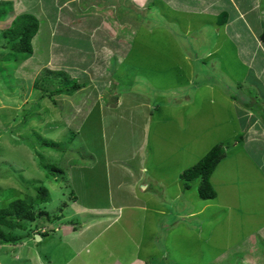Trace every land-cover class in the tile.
I'll return each mask as SVG.
<instances>
[{"label": "rangeland", "instance_id": "1", "mask_svg": "<svg viewBox=\"0 0 264 264\" xmlns=\"http://www.w3.org/2000/svg\"><path fill=\"white\" fill-rule=\"evenodd\" d=\"M68 1L0 0V208L18 198L33 200L42 187L49 192L42 209L33 206L35 218L20 221L27 229L0 226L19 239L11 245L0 240V264H106L107 260L115 264L120 253L124 264H240L241 257L233 256L237 249L226 252V260H217L240 238L242 228L245 235L256 233L255 243L263 250L264 44L254 41L241 19L235 22V37L233 23L229 24L235 12L227 0H222V7L229 11L221 19L227 18L228 24L222 26L209 11L189 12L206 9L212 0H193L192 6L180 0L186 6L174 4L179 9L168 0H159L158 9L157 5L148 9V0H89V5ZM99 3L102 9L109 7L98 9L101 16L93 7ZM250 5L246 0L242 8ZM24 12L36 15L41 27L32 40V54L18 57L1 47L6 42L2 35ZM257 13L246 14L255 26ZM123 20L135 34L124 32L119 24ZM132 35L136 39L126 43L124 37L131 40ZM119 44L131 49L129 64L141 70L137 83L147 88L155 104L151 125L162 137L149 145L145 156L146 166L158 168L155 176L161 184L150 183L148 189L140 185L135 194L125 188V204L118 208L112 204L108 214L103 202L93 204L100 210H91L70 201L66 179L58 176L55 181L52 178L59 172L50 170L92 166L86 158L70 167L73 154L68 151L84 147L85 153L78 154L86 156L87 136L103 131L94 119L86 120L85 115L100 111L95 95L89 99L86 95L94 79L101 82L98 91H106L101 75L122 58ZM66 76L81 84V90L57 94L60 77ZM116 81L114 77L112 89ZM117 111L130 117L133 112ZM107 113L112 111L104 110L103 124L108 123ZM155 119L170 121L162 125ZM124 123L130 131L129 123ZM77 131L84 141H70ZM52 141L64 144L48 147ZM100 144L94 142L97 153ZM217 144L226 157L211 176L217 196L207 200L198 193L199 180L186 189L181 174ZM132 153L133 149L128 156ZM131 166L140 167L137 158L131 159ZM85 181L80 178V186L91 192ZM32 203L37 205L38 200ZM62 213L63 218H56ZM45 228L49 235L39 241L36 236ZM51 233L54 238L44 245ZM108 233L112 246L100 248ZM60 235L64 244L55 239Z\"/></svg>", "mask_w": 264, "mask_h": 264}, {"label": "crops", "instance_id": "2", "mask_svg": "<svg viewBox=\"0 0 264 264\" xmlns=\"http://www.w3.org/2000/svg\"><path fill=\"white\" fill-rule=\"evenodd\" d=\"M70 1L71 0H69L68 3ZM227 1L230 4V8H233L235 12V14H233L234 16L229 21L230 22L229 24L233 23V30L231 31L233 34H235V37H236L235 22L238 19H241L250 28L251 35L255 39L254 41H257V43L262 42L261 38L259 39V36L263 29V25L262 28L260 26L261 20L263 21L262 24H264V20H263L264 13L262 12L263 1L251 0V5L249 6V8H244V9L242 8V6L246 4V0H227ZM141 2L144 3L146 2V0H141ZM157 2L159 3V0H148L147 2L148 9L152 5H157ZM187 2L188 3L186 5H191L194 3L193 0H187ZM82 4L89 5L90 2L89 0H82ZM168 4L170 6H174V4L177 5L181 4L182 6H186L185 3H182L180 0H168ZM59 5L60 3L58 2V7L61 6ZM98 5L100 4H96L93 7H95L96 9V10L94 9L96 13H98V15L101 16L102 14H100L99 10H105V9L107 10V8L109 7L107 6L106 8L102 9L103 6L99 7ZM222 6H223L222 0H212L207 4L206 9L204 8L200 9L199 7L197 8L198 10H192V11L189 10V12L196 14L198 12L204 13L209 11L210 14L216 17V23L218 24V26L219 25L222 26V25H227L228 21L227 18H225L224 23L219 24L221 22V16L223 15V12L229 11L228 9H226L227 7H222ZM174 7L176 9L180 8V7L178 8V6H174ZM157 9H158V5H157ZM187 9L188 8H186V11H188ZM77 10H79V8H77ZM254 10H256L259 13V16L257 17V19L259 20L258 26H255L253 22H251L253 20L249 19L248 15H246L247 13H252ZM112 13L114 19L117 20L115 9L112 11ZM258 13L255 14V17L258 15ZM186 20L187 19H185V21ZM119 24L120 27L124 28V32L127 33L134 32V34L136 33V30L131 28L130 27L131 25H129L126 20H123V23H119ZM227 27H229V25ZM184 28H185V24H184ZM124 38L126 43H131V44L136 39L135 35H132L131 40L126 36ZM125 41L123 42L124 44H126ZM118 49L120 50V54L117 53V55L119 54L122 58L118 60L117 66L111 68L109 67L110 71L109 72L107 71L105 73L103 72V74L101 75V78L105 79L104 80L105 82L102 83V85L103 86L107 85L106 91L105 89L98 91V87L101 84V82L97 83L94 79V81L92 82H90L89 80L91 85L89 86V92L86 95V99H89L92 97V95H95L94 100H97V103L99 104V108H100V111L96 116L93 114L85 115V117H87L86 120L88 121L94 119L96 123H100L101 125H103V131L101 135L91 134L87 136L89 142L88 145L89 152L86 156L78 154L79 150L85 153L84 147H79L78 149H75V147L73 146L68 151V153L70 152L73 154V159H70V164H71L69 165L70 167H75L76 165H80V163H76V161L84 162L86 158L91 160L92 166L89 168H64V169H60V171L54 170L55 172H59L58 173L59 175L55 176L54 174L55 177L52 178L57 182L60 178L58 176H62L66 179L67 185L71 188V193L69 195L70 201L77 202L78 205L86 206L91 210H97V209L100 210L101 208L94 207L93 204H97L98 202H103L105 204H108L107 209L109 210L107 211V213L110 211V206L112 204H114L116 208L120 207V205L125 204V202H123L124 201L123 199L126 198L124 193L125 188H128L133 194H135L137 188H139L140 185L145 184L143 188L148 189L150 183H156V184L158 183V185L161 184L159 180L160 178L155 176V173L158 170V168H150L146 166L147 159L145 156V152L150 147L149 145L151 144L152 147V143L156 142L155 140L160 139L162 137L160 134H158V130H156L151 125L152 122L154 121V116L151 115L152 114L151 107H153L155 104L154 102H152V99L150 98V93L147 92V88L137 83L138 80L136 78L141 77L139 73L141 70L139 71L137 67H134L129 64V62L132 61L130 60V57H133L131 55V49L129 50L125 46H122L120 44L117 47V50ZM180 57L185 59L186 55L181 54ZM114 77L117 79L116 81L117 89L115 87L114 89L110 87ZM110 88L112 89V91L110 90ZM101 92L102 94L104 92L103 98L102 95H98ZM101 101H102V105L100 104ZM119 108L128 109L130 112L131 110H133V112L131 113V117L129 115L127 116L126 113L124 114L119 113L117 111ZM107 109L111 110L112 113H107L110 114V116L107 118L108 123L103 124V112L104 110ZM155 121L159 122L162 125H167V123L170 120L155 119ZM119 122H121L122 124H120ZM124 122L129 123V125L132 127L130 131L127 130V127ZM105 125L108 127L107 130L105 128ZM113 126L115 127L113 128ZM75 135L76 137H73L70 141L85 140V136L80 134L79 131H77ZM96 140L101 141V144L99 146L101 153H97V151L94 149V142ZM131 149L134 150V153H132L131 156L129 157L128 153ZM64 153L67 154V151H65ZM133 158L138 159L140 166L139 168H132L131 159ZM83 177H85L86 179L85 184L91 190V192L87 191L85 188L80 186L79 179ZM112 212L113 210H111V213ZM108 230L109 228H105V231ZM239 231H240L239 232L240 238L235 241V244L230 249H224L223 253L225 254H222L221 257H218L217 262L218 261L222 262L223 259L224 260L227 259L226 252L237 249L236 252H234L235 254L233 256L236 255L237 257H241L238 263L249 264L250 262H252L251 259H253V262L255 264H264V249L261 250L262 248H258V243L257 242L255 243V237L257 236L256 233L253 232L251 234L245 235L246 230L243 228L239 229ZM106 235H107V239L105 240L106 242L104 241V243L100 245V248H102L103 246L104 247L112 246L109 240V233ZM48 237L49 240L45 242L44 245L49 243V241L52 238H54V235L50 234V236ZM45 238L46 236L44 238L39 239V241H42ZM61 238H62L61 235L58 236V238L55 237V239L60 240V244H64V242L61 241ZM89 241H93V240L90 238ZM118 247L119 246H114L112 249H118ZM224 255L225 257H223ZM122 256L123 254L120 253V256L115 262V264L118 263L124 264L126 262L123 261ZM139 262H143V260H139ZM106 264H109L108 260L106 261Z\"/></svg>", "mask_w": 264, "mask_h": 264}, {"label": "trees", "instance_id": "3", "mask_svg": "<svg viewBox=\"0 0 264 264\" xmlns=\"http://www.w3.org/2000/svg\"><path fill=\"white\" fill-rule=\"evenodd\" d=\"M7 5V8H10L9 11L11 12L12 4L8 2ZM6 15L7 10L4 12V16ZM223 21L221 19L222 23ZM40 27V21L36 15H33L29 12H24L18 15L14 19L11 27L7 28L3 32L2 36L4 37L6 42H4L1 47L14 53L18 57L28 54L31 55L33 52L32 40L39 31ZM260 38L262 43L264 44V24L262 32L260 34ZM59 75H61V72L57 75V77ZM51 82L54 83L55 81ZM58 84L60 85V87L58 88V90H56L57 94H72L80 90L82 87L81 84L76 81H73L71 78L68 79L67 76L60 77ZM36 85H39V81L36 82ZM66 87L69 88L67 89ZM53 94L55 95V93L49 92V96L52 97ZM63 144L64 142L52 141L47 145L48 147L52 148H60L59 146ZM225 157L226 153L222 145L217 144L212 147L209 152L197 164L183 171V173L181 174V179L185 181L184 187L186 189H191V182L199 180L198 193L200 197L207 200L216 198L217 192L214 186L212 185L211 176L219 165V163ZM54 170L60 171L59 168L54 167L50 170V172ZM48 199L49 192L46 188L42 187L38 190L36 197L33 199L38 200L37 205L32 203V199L18 198L11 201L6 207L0 208V226L7 227L10 229H14L16 227L27 229L28 227L20 221L30 222V220H33L35 218V215L33 214V206H36L38 209H42V203H44V201H48ZM43 210L39 211L42 212ZM44 212L45 210L42 213ZM56 218H60V216L56 215ZM0 240L2 243L10 244L13 242H18L19 239L14 236L13 233L5 234L0 228Z\"/></svg>", "mask_w": 264, "mask_h": 264}, {"label": "clouds", "instance_id": "4", "mask_svg": "<svg viewBox=\"0 0 264 264\" xmlns=\"http://www.w3.org/2000/svg\"><path fill=\"white\" fill-rule=\"evenodd\" d=\"M147 8H148V7H147ZM147 8H145L144 10H146ZM147 10H148V9H147ZM117 17H118V16H117ZM61 95H62V94H61ZM66 96H68V95H66ZM59 216H60V218H58V219L63 218V213L60 214ZM49 231H51V230H49ZM40 232H41V233H40L39 235H37L36 238L41 239V238H44V236L49 235V234H47V229H46V228H45V231H44V229H42ZM41 234H43V236H41ZM51 234H52V233H51Z\"/></svg>", "mask_w": 264, "mask_h": 264}, {"label": "water", "instance_id": "5", "mask_svg": "<svg viewBox=\"0 0 264 264\" xmlns=\"http://www.w3.org/2000/svg\"><path fill=\"white\" fill-rule=\"evenodd\" d=\"M39 240V238H37Z\"/></svg>", "mask_w": 264, "mask_h": 264}]
</instances>
